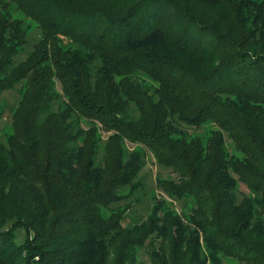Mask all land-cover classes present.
Here are the masks:
<instances>
[{
	"label": "trees",
	"instance_id": "obj_1",
	"mask_svg": "<svg viewBox=\"0 0 264 264\" xmlns=\"http://www.w3.org/2000/svg\"><path fill=\"white\" fill-rule=\"evenodd\" d=\"M15 89L0 264H264V0H0ZM146 150L183 208L129 222Z\"/></svg>",
	"mask_w": 264,
	"mask_h": 264
},
{
	"label": "rangeland",
	"instance_id": "obj_2",
	"mask_svg": "<svg viewBox=\"0 0 264 264\" xmlns=\"http://www.w3.org/2000/svg\"><path fill=\"white\" fill-rule=\"evenodd\" d=\"M36 24L32 23V35H31V46H33L35 43H37L39 39L40 32L36 29ZM31 48V47H30ZM29 48V49H30ZM25 58V55L20 56L19 60H23ZM145 80V85L147 87H150L152 85L156 86L157 83L153 82L151 79L147 77H141ZM19 89H15L9 92H5L0 97V107L3 109V120L0 123V128L7 134H11L13 132L12 129V112L17 105V102L19 100ZM213 124L207 125L204 129H200L199 134L201 137L206 138L209 134V132L213 129ZM208 129L206 133V129ZM211 130V131H209ZM226 147L231 153H235L234 150V143L232 139L229 137V135H226ZM137 146L129 145L128 149L133 151L138 149ZM142 149V147H140ZM144 167L140 172L139 179L142 180L144 185H146V189L144 192H140L138 194L141 203H135L134 211L131 214V217L128 218L129 222H132L138 218H145L146 215L149 213V207L153 208L155 204L159 202V200L163 197V212L166 209L174 210L175 212L179 213L183 206L181 202L172 200L168 198L166 195L161 193V191L157 188V182L159 180H169V179H177V174L173 171L172 168H167L164 166H161L156 162V159L149 150H146V156H144ZM240 193L241 194H247L249 193V190L247 187L243 184L239 185ZM165 209V210H164ZM24 238V232L18 233L17 243H22ZM142 260L145 262V264H149L148 261V255L146 252H142ZM220 264H242L239 262V260L230 258V257H220Z\"/></svg>",
	"mask_w": 264,
	"mask_h": 264
}]
</instances>
